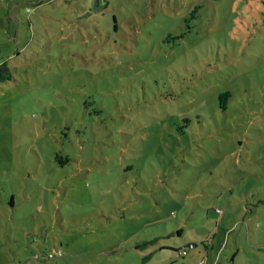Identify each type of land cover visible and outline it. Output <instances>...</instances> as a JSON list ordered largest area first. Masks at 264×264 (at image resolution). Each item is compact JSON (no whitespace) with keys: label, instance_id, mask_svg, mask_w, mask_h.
<instances>
[{"label":"rangeland","instance_id":"1","mask_svg":"<svg viewBox=\"0 0 264 264\" xmlns=\"http://www.w3.org/2000/svg\"><path fill=\"white\" fill-rule=\"evenodd\" d=\"M3 61L0 264H264V0H0Z\"/></svg>","mask_w":264,"mask_h":264},{"label":"trees","instance_id":"2","mask_svg":"<svg viewBox=\"0 0 264 264\" xmlns=\"http://www.w3.org/2000/svg\"><path fill=\"white\" fill-rule=\"evenodd\" d=\"M199 5H195V9H197V7H198ZM11 77V72L9 71V69L7 68V66H6V62L5 61H3L1 64H0V78L2 79V78H10ZM219 96H220V103H221V105L223 104V102H224V100H225V98H227V96H229V92H221L220 94H219ZM187 253H188V251H187ZM186 253V254H187ZM21 262V261H20Z\"/></svg>","mask_w":264,"mask_h":264},{"label":"built area","instance_id":"3","mask_svg":"<svg viewBox=\"0 0 264 264\" xmlns=\"http://www.w3.org/2000/svg\"><path fill=\"white\" fill-rule=\"evenodd\" d=\"M187 246H188V248H192V247L195 246V244L194 243H189ZM188 248L183 249V251H182L183 254L187 253ZM57 253L60 254L61 250L60 249H53L52 253H50V256H53V255H55ZM201 263H203V262H201ZM13 264H21V262L20 261H14Z\"/></svg>","mask_w":264,"mask_h":264}]
</instances>
